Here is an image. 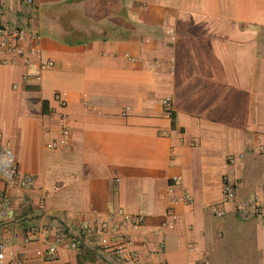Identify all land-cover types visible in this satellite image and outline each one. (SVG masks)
<instances>
[{"label": "crops", "instance_id": "1", "mask_svg": "<svg viewBox=\"0 0 264 264\" xmlns=\"http://www.w3.org/2000/svg\"><path fill=\"white\" fill-rule=\"evenodd\" d=\"M0 24L53 62L0 63V144L33 176L0 179V264H115L57 239L119 208L144 263L264 264V0H0Z\"/></svg>", "mask_w": 264, "mask_h": 264}, {"label": "built area", "instance_id": "2", "mask_svg": "<svg viewBox=\"0 0 264 264\" xmlns=\"http://www.w3.org/2000/svg\"><path fill=\"white\" fill-rule=\"evenodd\" d=\"M22 2L33 5L35 0H21ZM40 35L38 33H28L20 27H11L0 24V63H16L19 59H23L25 64H31V58L37 57L40 60L41 66L52 65L50 60H43L41 57V50L39 47ZM55 99L58 101L61 108L67 105V99L61 92H56ZM163 105L166 113L171 116L172 114V99H163ZM61 122V139L60 143L57 142L53 146H66L68 144L70 131L65 123L66 114L61 112L59 114ZM258 147L263 149L261 141ZM231 163L235 162L233 156L229 157ZM0 179L12 187H23L26 184L33 182L31 174H23L20 170L14 152L5 144H0ZM173 181L175 184L181 182L180 176H174ZM223 192L227 201H233L235 198L234 189L228 183L224 182ZM175 202H186L192 200L191 195L184 191L180 198L174 199ZM8 197L6 193L0 191V205H6ZM213 211L218 216H223L225 211L221 206L213 207ZM167 215H174L173 210H169ZM145 222V215L143 213H130L123 208L114 210L108 216L100 217L93 222H86L79 229L76 237L71 236L70 228L65 229L62 237L57 239L62 242L64 246L71 249H78L87 245L89 248H94L95 251L104 253H111L116 257L115 264H147L144 263L137 252L133 248L134 239L131 235V229L140 227ZM172 228V223L166 224ZM48 229L43 227L42 233L44 237L47 235ZM29 234H34L35 230L28 231ZM67 233V234H66ZM70 233V234H69ZM57 250L56 245L48 247V253L54 254ZM42 253V251H40ZM5 258V244L0 240V260ZM108 260L100 255V260L96 264H105ZM108 264H112L109 263ZM159 264H164L161 261Z\"/></svg>", "mask_w": 264, "mask_h": 264}]
</instances>
